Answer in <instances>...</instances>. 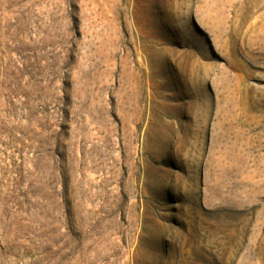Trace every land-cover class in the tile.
Instances as JSON below:
<instances>
[{"label": "rangeland", "instance_id": "obj_1", "mask_svg": "<svg viewBox=\"0 0 264 264\" xmlns=\"http://www.w3.org/2000/svg\"><path fill=\"white\" fill-rule=\"evenodd\" d=\"M0 264H264V0H0Z\"/></svg>", "mask_w": 264, "mask_h": 264}]
</instances>
